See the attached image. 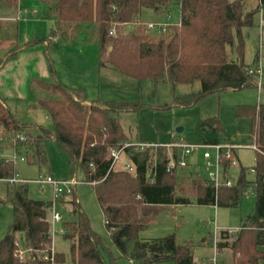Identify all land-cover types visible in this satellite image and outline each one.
Returning <instances> with one entry per match:
<instances>
[{"label":"trees","instance_id":"16d2710c","mask_svg":"<svg viewBox=\"0 0 264 264\" xmlns=\"http://www.w3.org/2000/svg\"><path fill=\"white\" fill-rule=\"evenodd\" d=\"M4 1L8 5L18 2ZM40 1L46 16L56 21L57 28L52 31V36L58 34V29L63 31L62 36H66L67 29L73 26L81 27L86 32L99 24L97 42L100 67L109 66L138 81L158 82L165 76L166 68H169V76L179 83L202 79L203 92L180 101L184 106L194 105L208 94L259 86V76L250 73V67L244 63L242 30L253 25L254 16L253 12H246V0H180L177 4L180 25L170 26L168 32L159 38L152 36L143 26L129 35H122L118 25L136 23L144 9L166 18L176 6L172 0ZM260 5H264V0L258 3L256 12L260 11ZM113 24H117L120 35L118 33L114 39L112 51L105 59L109 31ZM83 36L90 37L91 33ZM236 39L238 44L235 46ZM43 42L44 39H32L24 45H18L9 54L0 57V68L15 59L21 51ZM50 46L51 42L47 48ZM234 47H237V59L229 61L227 49ZM195 65L201 67L198 75L190 72V67ZM49 71L55 77L56 71L52 64ZM36 82L49 94L48 98L39 100V105L51 117L54 131L36 126L40 131L39 137L33 143L28 140L17 144L16 149H24L28 160L37 159L40 165H46L45 143L55 139L69 158L74 174L72 178L80 170L84 182L93 186L113 243L129 262L198 264L191 247L178 244L174 235L146 240L141 238L142 231L161 211L160 208L192 203V198L178 189L182 182L193 186L194 199L198 205L238 206L248 187L246 169H241L237 184L221 186L217 190L213 183L195 171L183 172L182 175L167 173L168 153L165 147H150L144 151L130 148L128 154L135 165V172L112 169L110 149L122 147L129 140L120 124L119 115L136 111L140 105L105 100L88 102L84 90L70 89L57 80L53 83L43 80ZM236 116L251 120L257 153V162L252 168L256 174L253 182L256 208L253 214L244 219L231 245L228 241L229 232L223 231L227 236L218 240L217 249L220 252L231 248L234 264H264V105L239 106ZM0 129L5 135H16L17 131L27 129L1 95ZM198 129L215 134L224 131L218 117L201 121ZM175 154L178 155L177 150ZM224 165L226 169L229 161L225 160ZM151 177H154L153 183L150 182ZM14 178H17L15 165L1 155L0 140V179ZM70 195L73 197L70 201L73 212L79 216V221L64 223L63 229L65 239L71 243L73 264H114L105 259L101 237L91 229L74 191ZM63 199L62 194L58 202ZM6 203L13 208L14 220L0 241V264H49L45 256L52 257L53 239L47 215L53 202L32 199L26 185L11 184ZM16 239L29 249L25 262L16 256ZM54 259L57 264L66 262L65 257L56 252Z\"/></svg>","mask_w":264,"mask_h":264},{"label":"rangeland","instance_id":"374dc122","mask_svg":"<svg viewBox=\"0 0 264 264\" xmlns=\"http://www.w3.org/2000/svg\"><path fill=\"white\" fill-rule=\"evenodd\" d=\"M180 0H172L176 6L173 10V22H179L178 6ZM235 1V0H230ZM259 0H246V12H253V25L242 30L245 48L244 63L250 68H262L263 76L259 79V86L249 87L237 91H225L206 95L198 103L184 106L180 101L187 95H200L203 90L199 82L192 85H178L175 89L169 85H156L153 80L138 81L124 75L109 66L100 67V48L97 42L99 24L92 27V31H83L81 27L73 26L67 29L66 36L58 29V36L51 42L49 48L39 45L23 54L18 63L9 60L3 73H13L8 80L4 78L8 97V105L17 119L26 125L25 134L33 143L39 137L40 126L54 131L51 117L40 107L39 100L48 98L49 94L36 85L37 80L59 83L70 89H81L86 94L88 102L105 100L117 102L137 103L140 108L132 112H123L119 121L129 137L130 142L138 144L172 143L171 135L176 139H183L186 143L196 145L197 148L187 157L190 169L199 168V174L205 177L215 168H208L204 153L209 152L214 157L216 147L205 145L206 142L215 143L231 156V163L225 170L230 180L237 184L241 176V169L245 168V179L248 187L245 189L240 204L235 207H217L212 205H198L194 199L193 186L182 182L178 189L192 198L191 204L169 205L160 208L147 228L142 231L141 238L152 240L174 235L180 245H189L193 251L195 262L206 264L214 258L215 236L218 239L222 230L231 235V245L242 227L244 219L253 214L256 208V190L253 182L256 174L252 168L257 162V153L251 129V120L247 117L237 118L236 110L244 105H264V10L256 12ZM36 13V14H35ZM44 7L40 0H18L16 4L7 6L0 0V17L9 16L11 28L0 27V56L8 54V48L1 47L6 37L13 35L16 43L22 45L24 35L30 34V40L49 38L55 30V24L44 19ZM11 14V15H10ZM164 16L154 11L144 9L136 23H121L118 25L122 35H129L138 29V23L146 25L150 22L164 20ZM27 20V23H26ZM2 22H0L1 24ZM2 25V24H1ZM35 28V29H34ZM34 29V30H33ZM114 37H108L105 59L112 51ZM91 33L90 37L83 35ZM155 38L161 37L158 31H151ZM28 38V37H26ZM29 40V39H28ZM238 40L236 39V44ZM10 47V48H11ZM228 60L237 59V47L227 49ZM16 63V64H14ZM50 64L56 71L55 77L49 72ZM12 66V67H10ZM195 95V96H196ZM176 98V100H175ZM178 98V99H177ZM218 117L224 131L215 134L209 130H199L198 124L209 118ZM183 127L181 133L177 128ZM1 155L15 165L18 182L14 184L26 185L29 196L35 200L54 201L55 193L51 185L43 189L36 182L41 178L53 177L58 181H74L70 186L74 191L81 210L88 217L91 229L101 237V249L105 259L114 264H131L123 258L115 247L106 227L102 208L97 200L93 186L84 182L83 174L77 171L74 178L67 154L55 140L45 143L44 150L47 158L46 165H40L37 159L28 160L26 151L16 150L13 146L16 135H5L0 132ZM127 142V141H126ZM24 157V160L21 158ZM234 162V164H232ZM214 165V160L212 161ZM118 168H121V164ZM191 170L188 173L192 172ZM183 173H181L182 175ZM25 181V182H23ZM186 186H183V185ZM11 182L0 179V241L5 237L14 220V211L8 200ZM184 188V189H183ZM63 201L57 202L58 211L62 220L53 222V213L48 212L52 234V249L65 257L64 264H73L71 260V243L64 237L63 226L67 222H78L79 216L74 214L72 195L63 194ZM228 250V251H227ZM218 255V264L235 263L233 250L228 248ZM150 264H173L170 261Z\"/></svg>","mask_w":264,"mask_h":264},{"label":"built area","instance_id":"2783aa9c","mask_svg":"<svg viewBox=\"0 0 264 264\" xmlns=\"http://www.w3.org/2000/svg\"><path fill=\"white\" fill-rule=\"evenodd\" d=\"M261 2V0H259ZM260 10H264V5H260ZM179 14V10L177 12ZM174 13H171L168 17H166L162 21L157 22H150L146 25L142 23H138V26H143L149 32L151 31H158L160 34H165L168 32L170 26L180 25V15H179V22H173ZM117 24H113L109 31V36L114 37L117 34ZM250 73H256L260 78L263 76V69L258 68H250ZM173 142L170 144H138L133 142H126L122 147H114L110 149V159L112 160V169H116L121 164V168L129 173L135 172V165L133 164L132 159L128 154V149L135 148L137 151H144L150 147H165L168 151V165L166 167V172L173 174V173H181L182 171L188 169L190 166L187 157L197 148L196 145L188 144L183 139H176L174 135H172ZM0 138V140H2ZM28 141V137L23 131H17L16 138L14 139V148L16 149L17 144H22ZM216 147V153L214 157L209 152L204 153V158L206 159V164L208 168H215L214 170L210 171L208 175L205 177L208 181L214 184L215 188L218 190L221 186L231 187L233 186V182L230 178L227 177L225 173V165L224 161L227 160L231 163V156L227 153L223 148L219 147L217 144H213ZM255 148V147H254ZM17 150V149H16ZM175 150H177V154H175ZM18 151V150H17ZM24 160V157L21 158ZM214 160V165L212 161ZM234 164V162H232ZM11 184L18 182L17 178L10 179ZM25 182V181H23ZM40 188L43 189L46 185H51L54 188L55 198L52 207L49 211L53 213V222L60 223L62 220L61 214L56 211V205L61 197L62 194L65 192H71L72 186L74 181H58L55 180L53 177L41 178L36 181ZM150 182H154V177L150 178ZM64 232V229L62 230ZM51 232V231H50ZM52 235V234H51ZM217 242L218 239L215 236V253L214 258L208 262V264H218L217 255L219 253L217 249ZM15 245L17 247L16 256L20 259L21 262H25L27 259V255L29 254V249L25 248L24 245L20 242L19 239L15 240ZM52 257L45 256V259L49 261V264H57L54 259L55 251L52 249ZM132 263V261H130Z\"/></svg>","mask_w":264,"mask_h":264},{"label":"crops","instance_id":"0c3cea01","mask_svg":"<svg viewBox=\"0 0 264 264\" xmlns=\"http://www.w3.org/2000/svg\"><path fill=\"white\" fill-rule=\"evenodd\" d=\"M42 5V4H41ZM7 6H10V5H8L7 4ZM42 7H43V5H42ZM45 8H44V13H43V16H44V19H47V20H50L53 24H55V30H56V28H57V26H56V21L55 20H53V19H51V18H49V17H47L46 16V14H45ZM36 14V13H35ZM11 15V14H10ZM9 16H6V17H0V22H2L1 24H0V27L2 28V29H7L8 27L9 28H11L10 30H11V34H13V29H12V26H11V24L9 23V22H11L14 18L13 17H11V21L10 20H8L9 18H8ZM26 23H27V20H26ZM35 29V28H34ZM33 29V30H34ZM14 35V34H13ZM13 35H10V36H8V37H6L5 38V40L3 41V45H1V47H4V48H8L9 50H8V54H9V52L11 51V50H13L14 48H12L11 47V45L12 44H14V43H16V41H13L14 39H15V37L13 36ZM31 36L30 34H25L24 35V37H25V41H24V43L22 44V45H24V44H26V43H28L29 41H30V38H29V36ZM58 36V34L57 35H55V36H48L49 38H42V39H44V42L43 43H39V44H36L35 46H33V47H31V48H28V49H26V50H23V51H21L18 55H19V57L18 58H21L22 56H23V54L25 53V52H27L28 50H30V49H34V48H36V47H38L39 45H43L44 47H46L47 48V45H48V43L49 42H52V40H54L55 39V37H57ZM26 37H28V38H26ZM54 38V39H53ZM29 39V40H28ZM32 39H34V38H32ZM31 39V40H32ZM19 45V44H18ZM17 45V46H18ZM16 46V47H17ZM11 47V48H10ZM15 47V48H16ZM7 55V54H6ZM1 57V56H0ZM17 57L15 58L16 60H15V62L16 63H18L19 61V59H18ZM14 60V59H13ZM7 63V62H6ZM16 63H14V64H16ZM8 64V63H7ZM4 67L5 68H7V65L5 64L2 68H0V95L8 102V99L6 98V97H8V94H7V90H6V84H5V82H4V78H6L7 80H8V78H9V76H13V75H11V74H13V73H11L10 72V74H8V72H5V73H3V69H4ZM10 67H12V66H10ZM106 67V66H105ZM200 70H201V67L200 66H197V65H195V66H191L190 67V72L191 73H193V74H195V75H198L199 74V72H200ZM168 71H169V68H166V70H165V76L163 77V79L162 80H160V81H158V82H154L156 85H160V84H163V85H169V86H172L174 89L178 86V85H182V84H185V85H192V84H194L195 82H199L200 83V86H201V88H202V90L204 89V85H203V81H202V79H199V78H197V79H195L194 80V82H191V83H179V82H176L174 79H172L170 76H169V73H168ZM50 72V71H49ZM196 94H193V95H187V96H185L184 97V99H186V98H190V97H192V96H195ZM178 99V98H177ZM175 100H176V98H175ZM8 104V103H7ZM8 107L10 108V106L8 105ZM1 130V129H0ZM173 135V134H172ZM172 135H171V139H174L173 137H172ZM164 144H169V143H164ZM167 153H168V151H167ZM204 156V155H203ZM229 165H230V163H229ZM229 165H228V167H229ZM227 167V168H228ZM226 168V169H227ZM225 169V170H226ZM189 170H191L190 169V166L188 167V169H186V170H184V171H182L181 173H183V172H186V173H188V171ZM192 171V170H191ZM193 172V171H192ZM195 172H197V173H199V168L197 169V170H195ZM181 173H177V174H179V175H181ZM225 173H226V171H225ZM223 231H225V230H222L221 231V233H220V236H219V238H218V240L219 239H221L222 237H226L227 236V234L226 233H223ZM229 236H230V239L228 240L229 242H230V240H231V235H230V233H229ZM227 241V240H226ZM228 248H226L225 250H227ZM228 251V250H227ZM220 253H225V252H219L218 253V255L220 254ZM218 255H217V260H218ZM131 264H133V263H131ZM227 264H230L229 263V261L227 262Z\"/></svg>","mask_w":264,"mask_h":264},{"label":"water","instance_id":"95a60500","mask_svg":"<svg viewBox=\"0 0 264 264\" xmlns=\"http://www.w3.org/2000/svg\"><path fill=\"white\" fill-rule=\"evenodd\" d=\"M183 131V127H179V128H177V132L178 133H181Z\"/></svg>","mask_w":264,"mask_h":264}]
</instances>
